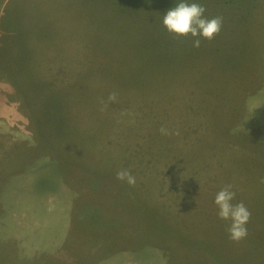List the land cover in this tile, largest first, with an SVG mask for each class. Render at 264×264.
<instances>
[{"label":"rangeland","instance_id":"374dc122","mask_svg":"<svg viewBox=\"0 0 264 264\" xmlns=\"http://www.w3.org/2000/svg\"><path fill=\"white\" fill-rule=\"evenodd\" d=\"M179 2L0 0V264H264V0H186L199 48Z\"/></svg>","mask_w":264,"mask_h":264},{"label":"clouds","instance_id":"9594fccd","mask_svg":"<svg viewBox=\"0 0 264 264\" xmlns=\"http://www.w3.org/2000/svg\"><path fill=\"white\" fill-rule=\"evenodd\" d=\"M206 9L198 3H187L181 0L174 7L167 10L162 17V26L166 31L176 37L191 36L192 47L199 48L201 39L211 41L222 27L223 19L220 16L208 18L204 16ZM109 102H117V94L112 92L108 96ZM103 103V102H102ZM103 110V109H101ZM163 135H179V131L169 133L168 129L161 127ZM115 178L118 181L126 182L130 187L136 184V177L128 169H120L116 172ZM232 184H226L214 197V204L217 207L218 218L230 221L227 232L229 240L239 242L248 235L247 223L251 218V212L241 201L233 204L236 196ZM195 210V209H194Z\"/></svg>","mask_w":264,"mask_h":264}]
</instances>
